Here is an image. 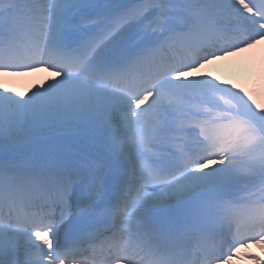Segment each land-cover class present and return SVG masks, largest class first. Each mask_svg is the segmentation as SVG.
<instances>
[{
    "label": "snow or ice",
    "instance_id": "snow-or-ice-1",
    "mask_svg": "<svg viewBox=\"0 0 264 264\" xmlns=\"http://www.w3.org/2000/svg\"><path fill=\"white\" fill-rule=\"evenodd\" d=\"M262 44L264 0H0V264H264V81L204 71Z\"/></svg>",
    "mask_w": 264,
    "mask_h": 264
},
{
    "label": "bare ground",
    "instance_id": "bare-ground-1",
    "mask_svg": "<svg viewBox=\"0 0 264 264\" xmlns=\"http://www.w3.org/2000/svg\"><path fill=\"white\" fill-rule=\"evenodd\" d=\"M261 53H264V44L259 45L251 50H247L237 55H234L220 62L219 64L210 65L208 68L204 69V71L215 72L217 75L224 76L225 79H232L234 78L233 75L225 71V69L228 66L243 65L246 67L247 71L239 77H236L238 82L245 84L255 83L259 86L260 83L264 81V62L257 63V57ZM23 79L25 81H23L20 85H17L21 87V90H23L27 86L30 80L36 79V77H25ZM259 252L260 251L257 249L255 251V254L259 256L261 260H264V254ZM242 264H251V262L245 260L242 262Z\"/></svg>",
    "mask_w": 264,
    "mask_h": 264
}]
</instances>
